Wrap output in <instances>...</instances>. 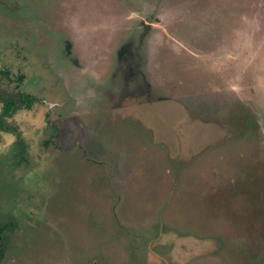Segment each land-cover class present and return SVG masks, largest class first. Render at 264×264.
Returning a JSON list of instances; mask_svg holds the SVG:
<instances>
[{"label": "rangeland", "instance_id": "1", "mask_svg": "<svg viewBox=\"0 0 264 264\" xmlns=\"http://www.w3.org/2000/svg\"><path fill=\"white\" fill-rule=\"evenodd\" d=\"M10 222L0 264H264V0H0Z\"/></svg>", "mask_w": 264, "mask_h": 264}, {"label": "flooded vegetation", "instance_id": "2", "mask_svg": "<svg viewBox=\"0 0 264 264\" xmlns=\"http://www.w3.org/2000/svg\"><path fill=\"white\" fill-rule=\"evenodd\" d=\"M128 47V46H127ZM126 47V49H127ZM2 103H3V115L6 117H10L13 113H16L18 110L21 109H32V105L35 102V98L31 95H24L22 98H20L19 100H15V99H1ZM10 103L9 106V111L8 113H6V109L8 107V104Z\"/></svg>", "mask_w": 264, "mask_h": 264}, {"label": "trees", "instance_id": "3", "mask_svg": "<svg viewBox=\"0 0 264 264\" xmlns=\"http://www.w3.org/2000/svg\"><path fill=\"white\" fill-rule=\"evenodd\" d=\"M7 104H8V107L6 109V113H8L9 108H10V106H9L10 103H7ZM13 227H14V223H11V222L8 223V224H5L4 226H1L0 225V239L2 238V234H3L4 230L11 229ZM3 250H4V248H3V245H2V250H1L0 258L3 257Z\"/></svg>", "mask_w": 264, "mask_h": 264}, {"label": "water", "instance_id": "4", "mask_svg": "<svg viewBox=\"0 0 264 264\" xmlns=\"http://www.w3.org/2000/svg\"><path fill=\"white\" fill-rule=\"evenodd\" d=\"M1 250H2V241L0 240V254H1Z\"/></svg>", "mask_w": 264, "mask_h": 264}]
</instances>
